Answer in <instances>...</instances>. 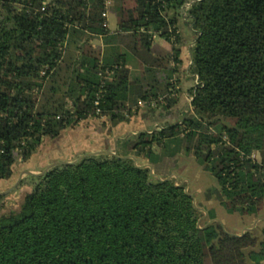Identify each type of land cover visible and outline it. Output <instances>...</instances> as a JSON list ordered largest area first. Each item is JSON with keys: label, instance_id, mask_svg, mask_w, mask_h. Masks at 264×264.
<instances>
[{"label": "trees", "instance_id": "16d2710c", "mask_svg": "<svg viewBox=\"0 0 264 264\" xmlns=\"http://www.w3.org/2000/svg\"><path fill=\"white\" fill-rule=\"evenodd\" d=\"M191 1L113 0L111 33L106 0H0V184L83 120L179 114H144L158 125L118 138L117 156L28 175L22 203L0 195V264H264V228L229 233L216 208L202 222L173 176L194 159L218 181L208 200L264 209V0Z\"/></svg>", "mask_w": 264, "mask_h": 264}, {"label": "rangeland", "instance_id": "374dc122", "mask_svg": "<svg viewBox=\"0 0 264 264\" xmlns=\"http://www.w3.org/2000/svg\"><path fill=\"white\" fill-rule=\"evenodd\" d=\"M110 27L112 30H117L118 28V15L115 12H113L110 18ZM186 28L188 29V26ZM194 38L195 34L192 35L190 42H192ZM159 42L164 44L166 51L172 48L171 44L164 39H160ZM186 48L187 46L184 45L185 50ZM189 53L190 50L188 54ZM185 57H188L186 62V66L188 67V65L190 66L192 57L190 55H186ZM182 82H184V85L181 86V90L187 92L188 86L196 84V79H185ZM161 100V102L166 105V101L163 99ZM190 102L191 101H187L185 97H182L180 107L178 108H187ZM144 112L145 113H136V115L133 116L130 115L129 112H125L126 116L132 119L130 122L124 121L119 124L107 118H90L88 120H83L78 126L69 128L57 140L48 139L41 150L34 154L31 159L16 163L14 177L10 181H5L0 184V192L10 190L21 178L19 185L5 195L10 198L8 200H14L18 195V199L20 200L19 203H22L28 196V184L25 183L21 188L18 187L21 186L23 179L30 175L27 171L41 174L53 163L59 161L73 162L86 153L106 149L117 152V149H111V147L115 145L119 137H124L130 132L136 134L141 132L142 129H151L157 126L155 125L156 122L153 123L154 121H150L147 116L144 117V114H149L156 120L159 119L160 124H166V122L175 123L179 118L177 112L170 115L168 118L158 116V114H155L156 112L154 110L146 109ZM253 156H255V153ZM173 176L177 178L180 184L188 185L187 190L194 196L196 205L205 213V216L201 219L202 222L208 220V210H215L216 208L215 211L217 212L218 220L223 223L226 231L229 233L237 235L249 229L264 228V209L258 217L243 215L240 212L229 213L218 201L214 199L208 200L207 194L211 189L218 187V181L210 171L204 169L196 160L192 159L183 175L179 176L174 174ZM13 192L15 193L13 194Z\"/></svg>", "mask_w": 264, "mask_h": 264}, {"label": "crops", "instance_id": "0c3cea01", "mask_svg": "<svg viewBox=\"0 0 264 264\" xmlns=\"http://www.w3.org/2000/svg\"><path fill=\"white\" fill-rule=\"evenodd\" d=\"M113 12H115V13L117 14V11H116V10H114ZM113 12H112V14H113ZM118 26H119V24H118ZM186 27H187V26H186V23H184V20L181 19V22H180V30H181V33H182L184 39H186V40L188 41V39L192 38L193 33H192V31H190V30L187 29ZM117 29H118V28H117ZM95 45H96L97 48L103 49V47H104V41H103L102 39H97V40L95 41ZM190 46H191V45H190V43H189V44L187 45L186 50H185L184 47H183L182 58H183V60H184V65H185V66H186V62H187V59H188V57H185V56H186V55H187V56L190 55V53L188 54V52H189V50H190ZM156 52H157V54L167 52V51L165 50V48H164V44H163V43H161V42H158V43H157ZM138 62H139L138 60L134 61V64H132L131 68H133V69H135L136 67L138 68V67H139ZM137 68H136V69H137ZM136 69H135V70H136ZM183 69H184V68H183ZM149 120L152 121V119H149ZM155 125H158V123H155ZM142 130H144V129H142ZM130 133H132V132H130ZM130 133H129V134H130ZM134 134H135V133H134ZM119 138H122V137H119Z\"/></svg>", "mask_w": 264, "mask_h": 264}, {"label": "water", "instance_id": "95a60500", "mask_svg": "<svg viewBox=\"0 0 264 264\" xmlns=\"http://www.w3.org/2000/svg\"><path fill=\"white\" fill-rule=\"evenodd\" d=\"M99 154H110V155H113V156H117L118 155V153L116 151H113V150H110V149H108V150L107 149L106 150H101V151L92 152V153H86V154L82 155L81 157H79L77 160H75L73 162L59 161V162L53 163L43 173H45L50 168H52L53 166H56L58 164H77L81 159H84V158L89 157V156L99 155ZM152 172L154 173V170L153 169H152ZM27 173L30 174V175L35 174V173L31 172V171H27ZM43 173H41V174H35V175H42ZM171 177L172 176H170L168 179H170ZM20 182H21V178L19 179L18 183L13 188H11L10 190H8L6 192H1L0 195L7 194L8 192L14 190L19 185Z\"/></svg>", "mask_w": 264, "mask_h": 264}, {"label": "built area", "instance_id": "2783aa9c", "mask_svg": "<svg viewBox=\"0 0 264 264\" xmlns=\"http://www.w3.org/2000/svg\"><path fill=\"white\" fill-rule=\"evenodd\" d=\"M191 2H193V0ZM46 8L47 7L45 6L43 9H46ZM28 11H30V10H28ZM113 11H114V2H113V0H106L105 10L103 12V17L105 18V26L107 27V29L110 30L111 33L114 31L110 27V18L112 16V12ZM100 112H101V110L98 109V113H100Z\"/></svg>", "mask_w": 264, "mask_h": 264}]
</instances>
